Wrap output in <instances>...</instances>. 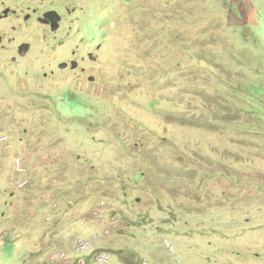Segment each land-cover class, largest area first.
I'll return each mask as SVG.
<instances>
[{"label": "rangeland", "instance_id": "rangeland-1", "mask_svg": "<svg viewBox=\"0 0 264 264\" xmlns=\"http://www.w3.org/2000/svg\"><path fill=\"white\" fill-rule=\"evenodd\" d=\"M6 10L0 264H264V0Z\"/></svg>", "mask_w": 264, "mask_h": 264}, {"label": "flooded vegetation", "instance_id": "flooded-vegetation-1", "mask_svg": "<svg viewBox=\"0 0 264 264\" xmlns=\"http://www.w3.org/2000/svg\"><path fill=\"white\" fill-rule=\"evenodd\" d=\"M15 11H10V10H6L3 13H0V20L10 16L11 14H14ZM62 16H64L63 14L53 10V11H46L44 12L43 15H38L34 12H32V14H26L24 16L26 23H30L32 21L38 20L40 23L45 24L47 27L52 28V30H57L60 28V24H61V19ZM4 36L2 33H0V46H2V43L4 41ZM33 48V45L30 41L28 40H24L22 42H20L17 46H16V53L17 56L19 57H24L26 56ZM13 60H16L15 57ZM66 64V63H64ZM65 67H67V65H65Z\"/></svg>", "mask_w": 264, "mask_h": 264}, {"label": "water", "instance_id": "water-1", "mask_svg": "<svg viewBox=\"0 0 264 264\" xmlns=\"http://www.w3.org/2000/svg\"><path fill=\"white\" fill-rule=\"evenodd\" d=\"M65 65H67V64H62L60 67H61V68H64ZM74 65L76 66V63H74ZM90 80L92 81V80H93V77H91Z\"/></svg>", "mask_w": 264, "mask_h": 264}]
</instances>
